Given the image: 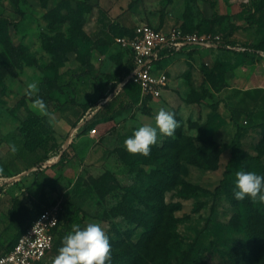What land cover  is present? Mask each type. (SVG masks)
<instances>
[{"label":"rangeland","instance_id":"374dc122","mask_svg":"<svg viewBox=\"0 0 264 264\" xmlns=\"http://www.w3.org/2000/svg\"><path fill=\"white\" fill-rule=\"evenodd\" d=\"M212 1L25 0L21 17L9 0H0V17L12 20L0 23V251L17 239L9 210L19 197L32 207H56L65 235L73 223L99 222L109 236L110 264H159L164 258L186 264L200 246L199 264H264V203L234 198L235 173L259 174L258 167L237 162L225 190H216L238 129L245 153L264 163V0H256L251 23L243 5L249 0ZM121 15L128 31H116ZM140 22L196 32L201 42L161 51L157 68L168 74L166 90L129 106L118 82L125 51L116 37L133 34ZM216 36L229 40L226 47L207 43ZM30 83L38 86L31 98ZM37 97L47 115L33 104ZM161 107L175 113L180 127L174 137L158 134L150 155L174 162L172 187L157 165L124 147L140 126L155 125ZM32 112L51 123L58 146L24 147L18 126ZM106 173V189L99 188L96 180ZM79 178L94 194L68 224ZM159 188H166L162 217H139L136 210L148 212L142 201L159 200ZM123 208L133 213L127 216ZM152 219L161 230L151 239ZM134 248L142 253L140 263L130 255ZM56 255L37 264H51Z\"/></svg>","mask_w":264,"mask_h":264},{"label":"trees","instance_id":"16d2710c","mask_svg":"<svg viewBox=\"0 0 264 264\" xmlns=\"http://www.w3.org/2000/svg\"><path fill=\"white\" fill-rule=\"evenodd\" d=\"M10 3L13 5V7L16 9L18 14L21 17L25 16V10L23 7L25 0H9ZM211 3L214 4L215 2L211 0ZM244 7H246L245 10V19L251 23L254 21L255 18V9L257 6L256 0H249L248 2H243ZM5 19V20H4ZM2 21H8L11 23V19L9 18H3L0 17V23ZM229 43V40L218 41V45L220 47H226V45ZM245 50H251V51H258L255 48H251L249 46H245ZM133 64L131 60L127 59V61L124 64V67L118 72V82L122 83L124 87L125 94L128 95L129 99H131L129 102V106L133 105V102L141 100V90L138 84L132 81V79L129 78L132 70H133ZM202 88L204 91V94L210 98L213 97V94L208 90L206 87V83H202ZM214 109H217L219 107L218 103L214 104ZM18 132L20 135L23 136L24 139V147L30 151L35 152L42 148L47 147H56L58 146V140L55 134V131L51 125V123L45 119L43 116L32 112L29 114L26 118L22 120L20 125L18 126ZM241 136L242 132L241 129H238L234 135V138L232 139L230 143V148L232 150L231 157L226 164L224 175L221 180V183L216 187L217 193H222L225 190V184L226 181L229 179V176L231 174L232 168L234 165L241 161V162H248L252 163L254 162L256 166L258 167L259 174L264 175V163L260 160L259 156H248L245 151L243 150L241 146ZM143 162L147 163H153L159 167V171H161L162 176L164 179H168V185L169 187H172L173 184L177 183L176 178L177 175L173 171L174 162H171L170 160H167L166 157H162L159 155L155 156H147L144 157ZM131 162V160H129ZM108 173L103 175L100 179L96 180L97 186L102 189H106V181L108 179ZM171 185H170V184ZM166 188L164 189H157L156 197L159 199L158 201L155 200L153 202H146L142 201L145 204V207L148 212L142 211L140 209L136 210L137 215L139 217H142L143 215H147L150 213H153V216H157L158 218L162 217L163 210H165V202L163 201V194ZM93 190L92 189H85L82 187V181L79 178L76 188L74 191V194L72 195L70 202H69V212L70 216L67 218L68 224H71L76 220L81 213V209L83 205L86 203L87 200L91 199L93 197ZM132 208H123L122 212L123 214L129 216L131 213H133ZM42 210L39 206H31L24 202L21 198L16 197L13 199L12 205L9 210V220L10 223L17 229L19 236L32 224L37 214ZM157 214V215H156ZM149 218L151 216L148 215ZM150 231H152L151 239L154 238L158 232L161 230V226L159 223H157V219H152ZM65 236L62 226L60 225V228L58 230L57 238L55 241L54 248L52 250V253H58V249L62 246V239ZM17 239L10 243L8 248L5 251H9ZM204 248L202 246L198 249V255L193 256L192 260L187 262L186 264H199L201 254L203 253ZM130 255L137 259V263L142 262V253L139 252L136 248L131 249ZM259 250L256 254V257L258 256ZM152 259H154V256H152ZM159 264H170L168 258H164L163 262L161 261Z\"/></svg>","mask_w":264,"mask_h":264},{"label":"built area","instance_id":"2783aa9c","mask_svg":"<svg viewBox=\"0 0 264 264\" xmlns=\"http://www.w3.org/2000/svg\"><path fill=\"white\" fill-rule=\"evenodd\" d=\"M220 40L221 37L216 36L207 43L216 44ZM116 41L134 66L129 78L139 85L141 100H145L160 97L169 81L167 72L157 68L160 52L169 47L200 43L201 39L196 32H185L179 28L162 29L140 22L133 34L117 36ZM244 121L246 123L248 119ZM60 221V212L56 207L42 208L13 247L0 253V264H37L52 252Z\"/></svg>","mask_w":264,"mask_h":264},{"label":"clouds","instance_id":"9594fccd","mask_svg":"<svg viewBox=\"0 0 264 264\" xmlns=\"http://www.w3.org/2000/svg\"><path fill=\"white\" fill-rule=\"evenodd\" d=\"M38 92L36 83L28 85L27 96L31 98ZM33 104L42 114L47 115V105L42 98L37 97ZM155 125L144 124L134 131L132 136L124 140V147L130 154H140L145 157L151 153L152 146L158 142V134L174 137L180 127L175 119V113L161 107L155 115ZM13 153L17 152L15 144L10 145ZM3 169L0 168V173ZM234 198L243 201L249 198L253 203H264V175L255 171L239 170L235 173ZM111 244L109 236L99 222H88L84 227L73 223L71 231L62 239L51 264H110Z\"/></svg>","mask_w":264,"mask_h":264},{"label":"crops","instance_id":"0c3cea01","mask_svg":"<svg viewBox=\"0 0 264 264\" xmlns=\"http://www.w3.org/2000/svg\"><path fill=\"white\" fill-rule=\"evenodd\" d=\"M128 20V18H127V16H124V15H121L120 17H119V19L116 21V24H117V26H116V31H128L130 28H131V26H130V23L127 21ZM114 21V20H113ZM154 26H156V27H158V28H162V27H159V26H157V25H154ZM162 29H165V28H162ZM125 35H130V34H125ZM118 36H120V35H118ZM122 36V35H121ZM115 38V37H114ZM127 53L125 52V62L127 61ZM160 70V69H159ZM166 90V87H165V89L163 90V92ZM163 92H162V95H163ZM161 95V96H162ZM5 250H2V251H0V253H3Z\"/></svg>","mask_w":264,"mask_h":264}]
</instances>
